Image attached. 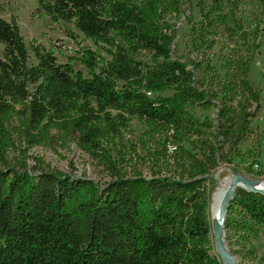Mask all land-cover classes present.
<instances>
[{
    "label": "trees",
    "instance_id": "1",
    "mask_svg": "<svg viewBox=\"0 0 264 264\" xmlns=\"http://www.w3.org/2000/svg\"><path fill=\"white\" fill-rule=\"evenodd\" d=\"M242 2L198 3L201 21L191 23V44L199 59L190 65L173 58L166 15L180 11L178 0H38V12L52 23L73 25L107 48L109 60L91 49L71 58L86 74L42 44L32 43L31 55L16 20L0 17V264H224L211 253L207 177L227 160L226 146L235 149L249 136L252 108H260L248 77L261 29L238 16ZM220 30L226 40L214 64ZM142 51L151 64L140 59ZM212 109L216 121L195 116ZM134 118L163 145V161L153 162L165 174L120 175L109 161L114 179L102 188L47 169L40 159L32 168L7 162L15 119L30 147L48 145L56 129L78 132L98 148L122 140ZM193 136L206 138L203 158L182 145ZM233 206L242 236L264 232V194L240 189L229 214ZM225 225L233 226L230 216Z\"/></svg>",
    "mask_w": 264,
    "mask_h": 264
},
{
    "label": "rangeland",
    "instance_id": "2",
    "mask_svg": "<svg viewBox=\"0 0 264 264\" xmlns=\"http://www.w3.org/2000/svg\"><path fill=\"white\" fill-rule=\"evenodd\" d=\"M162 1L170 3L174 0ZM178 1L180 11L178 13L169 11L166 15L174 28L173 58L191 65L192 61L199 59L198 53L191 44V23L201 21L198 6L201 0ZM38 7V0H0V17L7 21L16 20L31 55V44H42L55 51L60 63L72 61L76 70H81L85 74L86 68L77 59L71 60L73 57H81L84 49L94 50L106 60L111 58L103 44L96 45L93 41L86 39L73 25H66L63 22L52 23L48 16L38 12ZM238 16L252 30L260 24L258 40L260 49L254 55L248 77L253 89L260 96V108L256 109V106L252 108L256 117L252 121L249 136L235 149L230 150V147L226 146L224 157H227V160H219L218 167L207 177L210 221L213 196L219 188L218 179L227 180L234 175H242L254 181L264 182V5H261V0H243ZM225 40L223 30H220L219 43L212 50L216 56L214 64L220 55L221 48L224 47ZM226 52H229V49ZM2 55L3 47H0V58ZM140 59L150 64L153 61L151 54L147 51L141 52ZM171 94L172 92L163 93L164 96ZM195 116L201 121L206 118L216 121L217 111L215 109L196 110ZM18 125L15 119L12 122L14 142L8 147L6 153L7 162L12 167L27 163L32 168L35 167L36 160L40 159L47 169L74 177L92 179L102 188L108 187L114 179L115 172L111 171L109 161L115 163L120 175L129 177L139 173L146 176L152 173L165 174L168 171L162 163L153 162L163 161L159 159L164 153L163 145L157 144L149 136L146 132V124L137 118L130 120L129 129L122 140L115 143L104 141L98 148L83 142L78 132L68 135L56 129L51 130V141L48 145L30 147L16 130ZM209 132L214 133V130ZM206 137L212 139V136L206 135ZM205 139L193 136L188 138V141L185 140L182 145L198 158H203ZM174 149V146H168V153H172ZM0 167H3L1 162ZM240 189L243 188L237 191ZM229 216L233 226L226 228L224 224L225 245L228 251L238 264H264V232L262 231L258 237L245 238L235 227V219L239 221L241 218L237 206H233L230 214L228 208L226 220ZM212 246L214 250L211 253L218 255L215 242Z\"/></svg>",
    "mask_w": 264,
    "mask_h": 264
},
{
    "label": "water",
    "instance_id": "3",
    "mask_svg": "<svg viewBox=\"0 0 264 264\" xmlns=\"http://www.w3.org/2000/svg\"><path fill=\"white\" fill-rule=\"evenodd\" d=\"M241 184L245 185L243 189L247 191L264 194L263 181H254L242 175H234L232 177L230 187L222 201V209L220 213L221 221L218 225H212L216 250L224 264H238L225 245L224 224L230 202Z\"/></svg>",
    "mask_w": 264,
    "mask_h": 264
},
{
    "label": "bare ground",
    "instance_id": "4",
    "mask_svg": "<svg viewBox=\"0 0 264 264\" xmlns=\"http://www.w3.org/2000/svg\"><path fill=\"white\" fill-rule=\"evenodd\" d=\"M231 179H227V180L218 179L219 188L217 189V191L213 196L212 206H211V222L213 226L218 225L221 221L220 213L222 209V201L228 191V188L230 187ZM244 187H245L244 184H241L239 186V188H244Z\"/></svg>",
    "mask_w": 264,
    "mask_h": 264
}]
</instances>
